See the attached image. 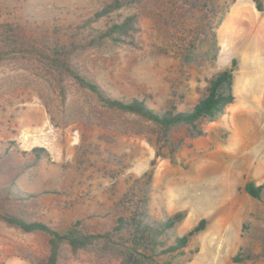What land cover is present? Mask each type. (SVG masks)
<instances>
[{
	"label": "rangeland",
	"instance_id": "374dc122",
	"mask_svg": "<svg viewBox=\"0 0 264 264\" xmlns=\"http://www.w3.org/2000/svg\"><path fill=\"white\" fill-rule=\"evenodd\" d=\"M91 1L0 0V10L25 25L36 45L55 25L70 33ZM217 5L224 11L210 23L214 60L203 13L170 1L159 16L143 20L135 43L91 49L78 59L110 95L143 100L154 110L191 108L207 80L234 60V100L218 118L197 125L200 135L179 126L163 142L155 125L105 108L27 45L0 59V187L29 194V211L52 227L79 220L103 231L129 180L152 170V218L182 212L177 235L205 220L171 264H264V188L259 199L244 189L247 182L264 184V0ZM10 142L25 151L42 146L50 160L5 154ZM47 252L46 234L0 220V264H39ZM59 264L104 261L64 246Z\"/></svg>",
	"mask_w": 264,
	"mask_h": 264
},
{
	"label": "trees",
	"instance_id": "16d2710c",
	"mask_svg": "<svg viewBox=\"0 0 264 264\" xmlns=\"http://www.w3.org/2000/svg\"><path fill=\"white\" fill-rule=\"evenodd\" d=\"M167 1L186 13H203L209 23L206 33L212 39L208 49L212 50L209 60H214L215 32L210 23L224 11L218 7V0H92L90 8L70 33H62L55 25L50 36H42L36 45L27 36L25 25L1 17L0 10V59L15 55L27 45L32 47L29 52L37 51L50 65L65 72L76 84L94 95L105 108L140 116L155 125L163 142H168L171 130L179 126L195 130L194 135H200L202 131L197 125L218 118L234 100V60L229 68L207 80L202 96L185 110H177L175 105L154 110L143 100L112 96L89 74L85 63H78L88 50L135 43L136 34L143 31V20L159 16L158 9ZM257 8L260 9L259 4ZM100 20L103 26L94 27L93 23ZM26 22L29 23L28 18ZM24 50L27 51V47ZM10 143L12 148L10 151L6 148L5 154L32 155L34 161L50 160L49 152L42 146L25 151L14 142ZM151 180L152 170L129 180L126 191L115 202L113 223L103 231L90 230L79 220L64 227H52L29 211V194L10 186L0 187V220L24 233L46 234L48 252L39 264H59L64 246L74 252H91L104 264L111 260L114 264H171L185 254L190 238L203 229L205 220L201 219L185 234L177 235L174 228L183 219L182 212L159 220L152 218L148 209ZM263 188L264 184L253 182L244 185L245 191L256 199L261 197Z\"/></svg>",
	"mask_w": 264,
	"mask_h": 264
}]
</instances>
